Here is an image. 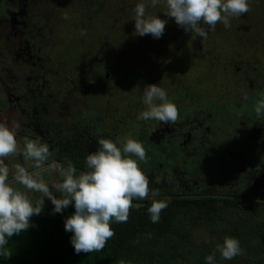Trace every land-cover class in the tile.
<instances>
[{"label":"rangeland","instance_id":"rangeland-1","mask_svg":"<svg viewBox=\"0 0 264 264\" xmlns=\"http://www.w3.org/2000/svg\"><path fill=\"white\" fill-rule=\"evenodd\" d=\"M123 1L117 7L118 0H49L45 6L51 9L38 12L46 26L47 57L61 60H56L61 72L45 77L46 91L65 94L68 110L76 106L70 115L86 105L82 111L88 122L94 118L95 140L106 138L120 146L127 136L141 142L147 162L139 166L151 189L179 191L181 175L191 190L217 183L240 187V171L258 170L259 154L264 159L254 144L263 141L264 146V115L254 111L264 92V0H248L250 11L232 18L230 27L218 23L207 39L195 40L165 16L162 5L146 10L167 20L161 38L137 35L134 8L141 0ZM80 75L96 81L79 94L70 91L64 76ZM149 84L164 89L176 105L175 123L138 119L146 110L142 90ZM14 115L0 114V119L9 126L22 124ZM70 123L68 117L64 124ZM68 129L75 131V125ZM6 163L11 168L25 162L10 157ZM45 179L51 184L54 177Z\"/></svg>","mask_w":264,"mask_h":264},{"label":"clouds","instance_id":"clouds-1","mask_svg":"<svg viewBox=\"0 0 264 264\" xmlns=\"http://www.w3.org/2000/svg\"><path fill=\"white\" fill-rule=\"evenodd\" d=\"M157 5H162L165 16L190 33L193 40L207 39L208 30L214 31L218 23L230 27L232 18L250 11L248 0H141L134 8L137 35L161 38L167 20L146 11ZM63 18L69 17L65 14ZM81 35H86V31L82 29ZM142 91L146 110L139 113L138 119L165 125L178 120V108L164 89L149 84ZM243 99L247 100V95ZM254 111L258 117L264 115V92L259 95ZM20 128L18 123L9 126L0 119V255L11 256L6 247L8 239L31 227V217L43 211L44 198L51 201L54 213L74 206V212L64 220V229L72 233L70 243L76 254L102 251L115 235L111 224L128 221L134 200L151 199L147 209L150 220L160 222V214L168 202L157 199L159 189L150 188L149 179L139 166V162H147L141 142L126 136L119 140L118 146L110 139L98 138L97 148L85 157V170L78 172L71 160L62 163L50 159L49 145L39 138L25 136L22 144L18 142ZM10 157H22L25 163H15L10 168L6 163ZM46 176L54 177L51 184L46 182ZM28 193L38 194L35 204ZM216 252L224 260L243 254L239 240L230 236H225L223 243L216 244L214 251L205 257L207 264H216Z\"/></svg>","mask_w":264,"mask_h":264},{"label":"trees","instance_id":"trees-1","mask_svg":"<svg viewBox=\"0 0 264 264\" xmlns=\"http://www.w3.org/2000/svg\"><path fill=\"white\" fill-rule=\"evenodd\" d=\"M118 1L117 7L124 2ZM95 137L57 141L51 159L71 160L78 172L85 170V157L97 148ZM254 144L258 154L264 151L263 141ZM259 156L258 170L240 171V187L217 183L191 190L178 176L180 190L157 197L168 202L159 223L150 220L151 199L134 200L128 221L111 224L115 235L100 252L76 254L72 233L64 229L74 206L54 213L44 198L43 211L31 217V227L8 239L11 256L0 255V264H207L205 257L225 236L238 239L243 254L224 260L216 252V264H264V159Z\"/></svg>","mask_w":264,"mask_h":264},{"label":"flooded vegetation","instance_id":"flooded-vegetation-1","mask_svg":"<svg viewBox=\"0 0 264 264\" xmlns=\"http://www.w3.org/2000/svg\"><path fill=\"white\" fill-rule=\"evenodd\" d=\"M47 3L49 0H0V114L8 118L15 117L16 113L23 120L17 140H23L25 136L39 138L49 145L52 152L57 141L84 139V136L94 138L96 134L92 125L94 118L92 122L84 118V111L88 109L85 104L78 108L80 112L70 115L74 105L68 110L69 103L64 104L62 100L65 94L54 95L46 91L45 77L50 75L47 73L56 76L61 70L57 62L61 60L51 54V63L50 56L47 57L46 49L49 47L46 39L43 40L46 26L43 15L41 17L38 12L44 9L46 13V8L50 10L45 6ZM64 77L70 91L79 94L96 81L84 75L79 79ZM68 117L71 123L65 125ZM60 124L65 125L63 130H58ZM72 125H75V131L68 129ZM28 195L37 202L38 194Z\"/></svg>","mask_w":264,"mask_h":264}]
</instances>
